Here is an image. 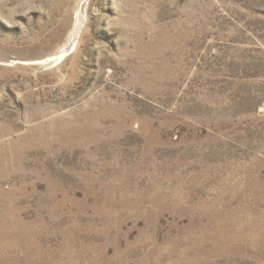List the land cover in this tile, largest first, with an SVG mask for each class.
<instances>
[{"label": "rangeland", "instance_id": "374dc122", "mask_svg": "<svg viewBox=\"0 0 264 264\" xmlns=\"http://www.w3.org/2000/svg\"><path fill=\"white\" fill-rule=\"evenodd\" d=\"M0 264H264V0H0Z\"/></svg>", "mask_w": 264, "mask_h": 264}, {"label": "bare ground", "instance_id": "6f19581e", "mask_svg": "<svg viewBox=\"0 0 264 264\" xmlns=\"http://www.w3.org/2000/svg\"><path fill=\"white\" fill-rule=\"evenodd\" d=\"M45 61L51 63V62H53L54 60H53L52 58H47V59H45Z\"/></svg>", "mask_w": 264, "mask_h": 264}]
</instances>
